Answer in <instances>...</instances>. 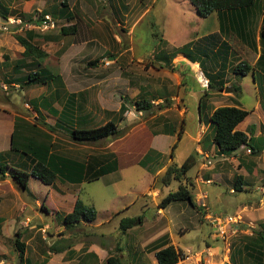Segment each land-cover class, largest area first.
<instances>
[{
	"label": "rangeland",
	"instance_id": "374dc122",
	"mask_svg": "<svg viewBox=\"0 0 264 264\" xmlns=\"http://www.w3.org/2000/svg\"><path fill=\"white\" fill-rule=\"evenodd\" d=\"M0 1L5 6L11 9L20 11H22L23 9V12L25 10L26 13H28L34 19L38 18L41 10L49 7L45 3L46 0ZM180 1L182 0H151V3L149 5L150 11L142 16L139 20L134 22V24H132V22L136 17H138V14L140 12L139 8H135L134 10L137 11L130 14L129 19L132 16L133 20L129 21L128 19L127 22L118 26L115 20H112L111 23L114 27H112V25L111 27L115 30L121 26H124L125 28H127V30H129L131 27L132 32L130 33V35H128L129 43L131 44L130 54L128 52L124 53L123 51H121V46L124 43L126 45V33H124V36H120V34L116 33L118 38L117 40H119L118 43H115L117 49L116 51L118 52H114L116 57H113V59L116 60V63H113V60L108 59L111 54L110 52H107L104 58H99L96 67H91V65L87 62L90 59L100 57V55L104 52H90L88 49H85L82 53H79V49L83 44L81 34L73 33L68 35H59L60 28L62 26L66 27L68 26V24H70L64 19L52 17L55 20V26L53 28L43 30L40 27L34 26L33 24H29L28 22L23 23L22 20L16 17H8L6 20H3L2 17H0V35H7L8 37L6 39L9 41V43L12 42L8 46H0V129H2L4 126H7V122L12 119L11 113L14 112L17 115H22L23 117L27 118L26 121L30 122V125L34 123L36 124L35 129H32L33 127L29 128L28 126V129H25L24 131L25 134L31 136V138L40 140L37 136L38 133L36 132V128H40L42 126L43 128L51 129L50 126H52L55 121V117L51 115L56 114L57 116L59 114L58 112L53 111L51 108L46 109V107H54L53 109H57L60 108L62 103H57V101L55 100L52 101L55 96L50 95L53 93L46 94L44 95V97H40V99L43 98L42 104H35V101L40 102L39 99L30 101L31 98H37L40 95V91H42L44 88L47 89L46 83L50 84V88L52 87L51 83L48 81L39 84L30 83L31 85L23 83V86L21 87L8 83L6 81L8 79V75L10 74V68L12 67L13 63L9 66H5L4 64L10 63V61L12 62V59H14V55L17 58L21 57V52L16 51L18 47L16 46L14 34H23L24 30L27 28L35 30L36 37H34V40H36V42L38 41V44L40 46L43 45V39L41 37L44 32L58 35L59 38L57 40H51L45 44V47H43L44 50L48 52V57L45 58V60L43 59V61H45L48 66L52 67H48V69L54 74L55 77H53L52 79L53 81H55V83L58 84L59 79H62V77L58 75V70H56L57 68H54L58 66L60 70L62 69V71H64V77L69 82V84H67L69 90H75L79 92L81 91L85 93V96L87 98L86 108H94L97 110V117L95 118L96 123H104L107 118L105 111H114L118 107V103L122 100L121 96H124L127 102L126 104L128 106V111L125 113L124 118H127L128 123L123 121L121 125V122H118V115L114 117L115 119H113V121H115V123L117 122L118 128H122L123 131L125 129H129L130 131L132 126L141 127L138 129L133 128V131L129 133V136H127V138L125 137L126 139L122 142L121 140L117 141L118 143H120V145H123L122 151L119 154V163L121 165L117 172L111 173L99 180L92 182H83L79 185H73L69 182L63 183L56 179L53 182L54 188L42 183L38 178L32 176L29 179V187L27 188V190H20L18 187L16 188L17 190L21 191L18 192L20 195V200L22 199L24 201H28L29 207L26 208V210H24L22 213L17 212L15 217L9 218L8 216L6 218V221L3 223L4 237H7L5 239V242L8 253V258L5 264H19L18 250H16L14 245V240L16 239L15 231L17 230L21 231L22 233V241H24L25 243L27 242L26 255L31 261V264H41L44 259H47L48 256L50 257V254L53 255V251H49V246L55 242L52 243L51 239L53 238V235L50 236L49 232H52V234L58 236L59 230L56 225L50 226V224H54V221H58L57 218L53 217V215L51 214L52 208L50 206L59 209V200L53 197L52 191L49 192V190L52 189L56 193H61V190H58L57 186L62 187V183L65 185V187L68 186L69 189H75V195H77V197H79L85 204L94 206L97 212V218L95 221H92L90 223L94 224L96 222H99L101 224L106 219L108 213L120 210V213L116 214L114 219L109 224H103L97 227L93 224H87L84 227L79 228L78 230H74L76 233V240L81 239L82 241H94L96 243H102L105 240L102 234L103 232H105L110 235L109 247H111L112 250H116V248H114L115 246H120L122 247L121 252L123 253V255L127 256L128 245L130 244L135 247V249L131 248L129 249V251H141L142 257H140L139 260L143 261L144 257V259L147 261L146 264H149L150 258H152V254L148 253L151 251V243L155 244V242L157 243V241L160 242V237L165 235L164 234L160 236V233L164 231H166L167 235H171V240H169V243L182 252H185L184 250L186 249H189L192 252L200 251L203 247H205L206 241L211 242V240L215 238L214 233H212L213 228L209 220L204 219L202 217V212L197 210L196 207H192L185 200L172 201L165 208H162L165 209L164 212L169 218H165L166 216L163 213L159 214L158 203L165 195L168 194V192L176 190L179 184L177 180H172L169 185L162 186L159 180V176L164 173L167 165L171 163L170 161L165 164L169 159V153L172 144L177 141V133L174 134L173 137L166 134H159L158 136L151 135V133L155 134L157 132L163 131L162 129L164 127V123L174 121V123L177 124L176 122H178L179 126H183V132L181 133V138L177 142V146L174 150L173 162H176L180 165L189 154H195L194 149L197 145L195 141L196 131L199 125H202V123H204V120L202 115V122L199 123V115L197 109L198 103L197 100L194 99L192 93L199 95V90L208 89V86H200L201 83H199L196 78L192 76V74H185L186 71H184L183 75L180 74L181 72L179 70L178 72L180 74V78H184L185 82L183 81L180 89L178 87L176 91L182 94L185 90V87L190 90V92L185 93V95L182 94L183 99L173 97L175 93V85L170 84L167 85L165 90H162L165 93H158L157 91H155V99L152 102L150 101L151 107L148 111H138L135 108L134 104V100L137 98H134L133 96L139 91L140 85L142 86L143 84H150L149 90L154 93L153 88H155V85L159 86V84L162 85L164 82L168 84V82H171V79L169 75L151 69V66H157L158 60L150 58V61H147V59L143 57L144 60L138 61L133 58L132 60L131 57H137L139 55H145V57H149V55L153 51L155 52L161 47V37L170 42L169 47L171 48L178 47L182 44V42L184 43V41H187V39L192 37L189 31V29H193L194 27V24L192 23V19L194 17H190L191 13L189 11V7L192 4H190V2L187 0H184L187 4ZM96 2L99 3L98 0H95L94 3L96 4ZM130 2L133 3V0H130ZM260 2H262V0H258L256 6H254L256 10L261 8L258 7ZM100 9L106 12L104 13L106 15H103L102 11H100V14L98 15H100L101 17H107V15L109 16L106 8L103 9L101 7ZM74 10L76 12H79L78 6H75ZM261 10L262 9L258 10V12L256 11L254 17L253 11L250 19L244 18L242 21L240 20L233 22L230 28L227 27V24L225 25L227 28L226 32L228 33V36L230 35L228 39H230L232 45H234V41L238 42L237 38H235L233 35L236 33L238 35L237 37L239 38V33H241L242 31L241 25L245 24V29L248 30L250 26L254 27V18H258L256 22L257 29L258 22L261 18ZM10 20H14V22L10 24V26H7V28H4V25H6V23L9 24ZM80 23L83 26L84 24L88 26H91L92 24L98 29H105L110 27L108 25V22H99L97 18H95L94 22L83 20L80 21ZM11 26L12 28H14V30L11 28ZM215 26V17L208 16L200 27L198 33H205L206 31L214 29ZM229 31H233L234 34L229 33ZM81 32L83 33L82 28ZM70 38H75V42L73 43H77V45L67 51L66 44L67 41L70 40ZM92 40L98 41V37H94L92 38ZM248 40L252 41L253 43L254 39H252L251 33H249L245 38L246 43ZM238 49L240 51V55L245 60H247V62H252L253 57L255 58V55H253L251 51L247 50V52L244 53L241 48ZM244 50H246V48H244ZM2 51H5V53H3ZM197 53L198 52H195L194 50L192 52V54H196L198 56L199 61L203 60L204 57ZM205 63L208 64L209 61L205 60ZM42 67L44 66H40V68ZM73 67L76 68V71L73 70ZM28 70L26 69L24 72L26 73ZM170 70L174 71L176 69L174 68ZM102 73L103 77H101L100 79H95L97 81L96 85L93 86L92 83H88L91 82L94 79L93 77H95L97 74ZM43 76L44 73L42 77ZM57 76H59V79L56 78ZM115 77H117V82L112 83ZM233 77L234 78L232 79V81L238 82L239 79H242V82L239 81L240 83H238H243L238 97L239 102L245 109H251L256 103H258V100L254 97V95L251 94L250 91L248 92V84L252 85L251 78L246 75L241 76L235 73L233 74ZM171 78H173V76ZM33 82L36 83L40 81ZM120 82H123V84L125 82V84L122 86L120 85ZM227 86H229V84H227ZM108 89H113V93H109L108 95ZM62 90L64 91V87H61L59 89V92ZM208 91L213 94L211 95L212 99L209 100L210 102H207L211 107H217L223 104H234L235 102L227 99H222V95H224L225 92L224 89H221L219 91H217V89H209ZM228 93L229 92H227L226 94ZM63 97L64 96H62V98ZM77 97L79 96L70 95L69 98L66 97L65 101L67 100V103H72L73 101L74 104H78L80 100H78ZM36 105L40 108L45 109L48 114L43 111L45 117H40V115L38 113L36 114V112L32 109V107L36 109ZM182 105L186 106L188 110L185 114L184 121L179 118V113L177 110ZM9 111L13 112L6 113ZM71 119V116L65 114L64 116L59 118V122L61 126L67 127V125L69 124V120ZM175 127L177 128L178 126ZM139 129L144 130L140 133L136 132ZM145 129L149 131H146ZM42 130L44 131V129ZM148 132L151 133L148 135ZM132 133L134 134L132 135ZM52 138L55 143L57 142V144L61 145V147H56L54 149L65 154V156L70 155L68 157H71L72 155L80 152L81 157H86L90 153L102 154L104 152L110 151V149L106 147L107 142H105L104 139L93 143L80 144L73 141L70 138V133L65 131L63 128L60 129L59 126L56 127L53 135H51V140ZM208 142L209 139L206 141V143ZM148 143L149 147H146L148 146ZM144 147H146L145 150H143ZM150 148L153 149L151 150ZM148 149L151 150L149 151V155L151 158L150 163L153 164L154 169H160L159 173L154 172L153 170H147L146 168L148 166V162L145 163V165L147 164L146 167H143L138 163L139 156L140 158L143 157L144 154L148 152ZM158 152H160V154L156 155ZM6 155H11V153H7ZM195 157L196 163L186 173L188 180H194L196 175H200V156L196 155ZM258 168H264V158H261L259 160ZM156 173H158L157 176ZM109 180H113V182H110ZM148 186L149 189L145 191L144 195L138 196L139 192L145 190ZM206 189L209 190L208 202L210 203V205L207 202L203 201L205 204L204 208L206 209L207 213L219 216L234 214L236 212L235 204L242 200L245 201L246 198L254 197V194H256V192H253V189L251 188H249L247 192L236 191L235 193H232L229 191V187L225 184H211L209 186H206ZM191 191L194 195L197 192V188L191 189ZM216 193H218V196H216ZM36 199L40 202H45L46 207L49 210V215L48 213L46 214L39 211L40 206H36ZM200 203L199 205L197 204L198 208L200 207V209H203V206ZM16 210H19V206H17ZM18 215L22 220L24 219V221L27 222V224L25 225H23L22 222L21 224L23 226H26V229H29L27 232L28 236L25 235V230L23 229L24 227H21V224L17 223L19 222V219L16 218ZM122 216L141 217L142 223L136 224L138 226V229L136 231L134 230L133 232V234L137 235L138 237L130 240L129 237L132 236L131 233L126 236L122 234L119 229L121 221L120 219ZM166 219H169L168 223L166 222ZM243 219L247 222H252L251 220L246 219L244 215ZM39 221L42 223V225L43 223L49 224V227H45V232L43 231L44 233L41 229H39V227H30L32 226V224ZM60 221L62 222V220ZM254 223L255 226H257V223ZM250 230V228H247L248 232ZM244 234L248 233H238L237 235L232 237L230 256L232 254H237L236 251L240 246V240L242 235ZM42 235H45L46 238H42ZM211 235L213 236V238ZM142 239H144L143 244L146 245L144 249L141 247ZM215 243V246L220 245L221 248L219 249V253L212 252V255L216 256L215 259H217L214 261V264L215 262H217L218 264H232L229 258V262L228 260H223V255L225 254V247L223 242H221L218 238ZM43 251H45V253ZM116 252L119 254L120 250H116ZM201 256L204 263H207L209 261L208 257L205 260V253ZM82 257L85 256H80V264L84 263ZM91 264H93V261L91 262ZM96 264L101 263L97 262ZM103 264L105 263L103 262ZM125 264L130 263L126 260Z\"/></svg>",
	"mask_w": 264,
	"mask_h": 264
},
{
	"label": "crops",
	"instance_id": "0c3cea01",
	"mask_svg": "<svg viewBox=\"0 0 264 264\" xmlns=\"http://www.w3.org/2000/svg\"><path fill=\"white\" fill-rule=\"evenodd\" d=\"M58 1H62V0H46L45 3L46 5H53L55 3H58ZM71 11L74 12V18L71 21H67L66 22L70 23L68 25H74L75 24V30L74 33H79L81 34L82 37V41L83 44L81 46V48L79 49V53H82L85 49H88L90 52H95V51H102L104 52L103 54L100 55V57H96L94 59H97V63L99 61V58H104L105 54H107V52H110L111 56L108 57V59L113 60V63H116V60L113 59V57L115 56V53L118 52L116 51V44L118 43L119 40H117V34H120V36H124L125 35V41H126V45L125 43L121 46L122 49L121 51H123L124 53H129L130 54V46L131 44L129 43V39H128V35H130V33L132 32L131 27L129 30H127V28H125L124 26H121L119 28H117L116 30L112 27H114L112 25V20H115L117 26L120 24H123L125 22H127V20L130 17L131 13H134L137 10H134L135 8H139L140 12L138 14V17H136L133 20V17L131 16L130 20H133L132 24H134V22H136L137 20H139L142 16H144L145 14H147V12L150 11V3L151 0H133V3L130 2V0H98V2H96V4L94 3L95 0H65ZM188 1V0H187ZM264 0H262L263 3ZM138 2V4H137ZM180 2H184V0L180 1ZM189 3V2H188ZM187 4V3H185ZM103 5V6H101ZM78 6V10L79 12L74 10V7ZM107 9V13H109V16L107 15V17H101L100 15V11H102L103 15H106L102 9ZM108 7V8H107ZM9 8V7H8ZM13 13L11 15H9L8 17H16L20 20H22L21 17H19V13H26V11L23 9L22 11L20 10H16V9H11L9 8ZM189 11H190V17H194L192 19V23L194 24L193 29H189L192 37L187 39V41H184V43L182 42L181 45H179L178 47H169L170 42L166 39H163L162 37L160 38V45L161 47L159 49H157V51H153L149 57H145V55H139L137 57H131V59H135V60H144V58L147 59V61H150V58L158 60L157 62V66H151V69L154 71H158V72H162L163 74H167L169 75L171 82H168V84H166V82H164L162 85L159 84L155 85L154 89V93L151 92L149 90V85L150 84H143L142 86H139V91L137 93L134 94V98H145V99H149L151 102L155 99L154 95H155V91L159 92H164L162 90H165L167 85H175V93L173 95V97H177L178 99L182 98L183 99V95H185V93L190 92V90L185 87V90L182 94L178 93L176 91V89L182 86L181 84L184 81V78H180V74L184 75V71H186L185 74H192L193 77L196 78V80L201 83L200 86L205 87L208 86V89L205 90H199V95H196L195 93H192L194 96V99L197 100L198 103V115H199V123L202 122V115H203V120L204 123H202V125L200 124L197 131H196V135H195V141L197 143L194 152L197 153V155L200 156V160L201 163L199 165V169H200V175H196L194 180H190L192 182V189L197 188V192L194 194V199L196 204L199 205V203L203 206V209L200 208H196L197 210H199L200 212H202V217L204 218L203 215L205 214H209L206 212V209L204 208L205 204L203 201L207 202L209 205L210 203L208 202V198H209V190L206 189V186H209L211 184H218V185H226L229 187V191L232 193H235L234 189H233V184L235 181V176L236 175H240L241 176V183H242V190L241 191H245L247 192V190H249V188L253 189V192H256V194H254V197L251 198H246L245 201H239L237 204H235V208H236V212H241L243 213L244 217L248 220H251L253 223L254 222H260V221H264V168H258V162L261 158H264V145H263V139H264V107L262 105V98L260 96L259 93V88L258 86H260V84H263V81L260 77H262V74H259L257 76V82H254L252 79V74L248 73L246 76H249L251 78L252 81V85L248 84V92L250 91L251 94L254 95V97L258 100V103H256L251 109H247L249 111V114L246 116V118L240 122L237 126L236 129L244 131L248 136H252V139L255 140L253 141V145L254 146H259L262 147L261 152L258 155H252L251 152L247 153L246 152V148L247 146H241L239 149H237L236 151H234L232 154L230 155H226V154H221L218 152V148L217 146L212 143L211 141V137L213 134V128L212 125L210 124L209 121V115L211 113V111L216 108V107H211L209 105L210 102L209 100L212 99L213 94H211L208 90L209 89H217V91L224 89V95H222V99H227V100H231V101H235L234 104H223V105H238L241 108H244L243 105H241V103L239 102V94L240 92H234L232 85H239L240 87H242L243 83L239 84L240 82H242V79H239V83L238 82H234L232 81L233 77V66L235 64H237L240 60H243L244 58L240 55V51L238 49V51H235L234 48L232 47V43L230 42V39H228V33L226 32L227 28H226V24L227 27L230 28V26L232 25L231 22L232 21V16L228 13H212L209 15V17H215L216 20V26L214 27V29L206 31L205 33H198L200 27L202 26V24L204 23L205 18L200 17L197 15L195 8L191 5L189 7ZM247 17H249V15H246ZM243 16L241 17V15H237L236 17V21H242L244 19ZM111 17V18H110ZM241 17V18H240ZM95 18H97V20L99 22L105 21L106 23L108 22V25L110 27L102 29V28H96V26L92 25L88 26L86 24H84V26L80 23V21H95ZM108 18V19H107ZM107 19V20H106ZM6 20V19H3ZM23 21V20H22ZM28 22V21H26ZM254 22L255 25L254 27H249L248 30L245 29V24L241 25L242 27V31L241 33H239V38L237 37L238 35L235 33L234 37L237 38V41L239 43L238 48H241L243 50L244 53L247 52V50L251 51L253 53V55H255V58L253 57V61L249 62V64L252 66L258 55H259V47L257 46L256 48L253 47L251 48L250 46H252L251 44L252 41L248 40L247 43L245 41V38L247 37V35L249 33L252 34V39H254V41L257 40V34H258V29H259V23L257 25V29H256V22H257V18H254ZM25 23V22H24ZM29 24H33L32 22H28ZM27 23V24H28ZM80 23V25H79ZM97 23V22H96ZM8 23H6L7 25ZM131 24V25H132ZM14 25V24H13ZM34 26L37 27V25L33 24ZM106 25V24H105ZM112 25V27H111ZM7 26H10V24H8ZM81 26V27H80ZM12 28V26H11ZM81 28L83 30V33L81 32ZM14 30V28H12ZM30 29V28H27ZM34 30V29H33ZM117 31V32H116ZM15 32V31H14ZM35 33V31H34ZM50 34V33H49ZM73 34V33H70ZM95 34V35H94ZM51 36H57L55 34H50ZM101 35V37H100ZM8 36L7 35H0V46H8L10 45L12 42L9 43V41L6 39ZM94 37H98V41L92 40V38ZM116 37V38H115ZM59 37L57 36L56 40ZM53 40V39H52ZM51 41V40H49ZM49 41H43V45H39L38 41L36 42V44H38L41 49L43 51L45 47V44ZM244 41V43L242 42ZM16 42V46L18 47L16 49V51L19 52H23L24 47L21 46L18 41L15 39ZM75 42V38H70L69 41H67V48L66 50L68 51L70 48L75 47V45H77V43H73ZM236 43V41H234V44ZM166 45V46H165ZM187 46V47H186ZM184 51H179L182 48H184ZM244 48H246V50H244ZM1 50V48H0ZM65 50V51H66ZM193 50L195 52H198L197 54L202 55L204 57L203 60L199 61L198 56L196 54H192ZM120 51V50H119ZM173 51H177V53L172 56ZM3 52V51H2ZM47 53V56L45 58L48 57V52L45 51ZM115 52V53H114ZM5 53V51L3 52ZM2 53V55H3ZM187 53L189 54V56L187 55ZM237 53V54H235ZM122 54V53H121ZM128 54V55H129ZM190 58H188L187 56ZM116 57V56H115ZM144 57V58H143ZM208 57V58H206ZM236 59H235V58ZM44 58V60H45ZM18 59L17 57H15L14 55V59H12L13 61L10 63H5V66H9L12 63V67L10 68V74L8 75V79L6 80L8 83H11L13 85H18L21 87V85L23 86V83H20V79L26 75L29 72V68H22L21 70L15 69L16 64L14 63L15 60ZM94 59H90V60H94ZM132 59V60H133ZM192 59V60H191ZM235 59V60H234ZM89 60V59H88ZM205 60H208L209 63L206 64ZM3 61V60H1ZM43 61V60H42ZM40 63V66H44L42 68H40V66H38L37 68L43 69L46 68H52L50 66H48L46 64L45 61H43ZM97 63L95 65H91V67H96ZM153 65V64H152ZM57 68L56 70H58V75H60L62 77V79H59V83H55V81H49L52 85V87L50 88V84L46 83V88L40 91V95L37 98H31L30 101L35 99H39L40 103L42 104V99H40V97H44V95L46 94H51L50 96L54 95L55 97L52 99V101H57V103L60 102V100H65L66 97H69V94H76L75 96H79L77 97L78 100H80L79 104V108L76 109V115L79 116H83L84 120H82V123H86L85 126H91L94 125H99L100 123H96L95 118L97 117V110L94 108H86L87 105V98L85 96L84 92H79V91H70L67 84H69L68 80H66V78L64 77V71H62V69L60 70V68ZM176 69L174 71H171L170 69ZM28 70L26 73L24 72L25 70ZM169 69V70H168ZM49 70V69H48ZM73 70L76 71V68L73 67ZM180 70V74L179 71ZM262 70H264V67L262 68ZM176 71V72H175ZM75 73V72H73ZM233 73V74H232ZM236 74V73H235ZM173 78H171L172 76ZM163 76V75H162ZM101 77H103V73L102 74H97L95 77H93L94 79L91 82H88L89 84H93L96 85L97 81L95 79H100ZM165 77V76H164ZM122 80V79H120ZM248 80V79H246ZM19 82V83H18ZM117 82V77L114 78L112 83H116ZM185 82V81H184ZM209 82L213 85V86H219V84L222 83V88L219 89L218 87H210ZM125 84V82H124ZM123 82H120V85H124ZM227 84H229V86H227ZM64 87V91H60L59 89L61 87ZM201 88V87H200ZM227 88H231L230 90ZM112 90H107V94L109 95V93H113ZM227 92H229L228 94H226ZM165 93V92H164ZM221 93V92H218ZM80 94H83L80 96ZM204 94H207L206 97L204 98ZM62 96H64L62 98ZM201 97H203V109L202 111L199 108V102ZM122 100L118 103V107L114 110V111H109L106 110L105 114L107 116L106 121L110 120V119H115L114 117L116 115L119 116V121L121 122H126L127 118L125 119V113L128 111V106H127V102L124 96H121ZM136 100V99H135ZM134 100V101H135ZM37 102V101H35ZM39 102H37V104H40ZM121 104L125 105L126 107V111L122 113L121 110ZM77 105V104H76ZM185 105V104H184ZM180 106L178 110L179 113V118L182 119L184 121V117L186 112L188 111L186 106ZM60 106V105H59ZM222 106V105H220ZM32 107V106H31ZM56 107V106H55ZM162 107V106H161ZM218 107V106H217ZM51 108L53 111L61 113L62 107L60 106V108L57 109H53L52 107H46V109ZM32 109L36 112V114L38 113L40 115V117H45L44 112L47 113V111L43 108H40L37 106L36 109H34L32 107ZM245 109V108H244ZM13 112V111H11ZM6 112V113H11ZM48 114V113H47ZM12 115V119L10 121L7 122V126H4L2 129H0V152H6L7 150H9L10 148V143H11V135L14 129V121H15V117H21V118H25L22 115H17L14 112L11 113ZM53 117H55V121L53 123L52 126L54 130L50 131L48 128H42L40 127L39 129H44V132L53 135V132L55 131L56 127L59 126L60 129H64L66 127H63L60 125L59 121H58V115L56 116V114L51 115ZM35 118V117H34ZM27 118H25L24 120H26ZM45 120V119H44ZM208 120V121H207ZM46 122V121H45ZM177 124L171 121H169L168 123H164V127H163V131L157 132L155 134H152L151 132H148V135L151 133V135L154 136H158L159 134H166L169 136H172L174 134L180 133V131L182 130L183 132V126H179L178 122H176ZM175 126H178L177 128ZM134 129H138L141 127H134L132 126V128L129 129L121 136L119 137H107L104 138V141L107 142L106 147L110 149V151L108 152H104L102 154H109V153H114L117 157L118 160V169H116L115 171H112L110 173H107L105 175H102L101 177H99L97 180L111 174L114 172H117L119 170L120 167V163H119V154L122 151V146L120 145V143H118L117 141L121 142L123 140H125L127 138V136H129V133H131ZM147 128V127H146ZM179 128V129H178ZM149 129V128H148ZM144 129H139L136 132H142ZM146 130V129H145ZM150 130V129H149ZM146 130V131H149ZM43 131V130H42ZM66 131V130H65ZM164 131H168L167 133H165ZM208 133V138L203 136L204 132ZM135 132V133H136ZM153 132V131H152ZM134 133H132L133 135ZM69 136V135H68ZM181 136V133H180ZM126 137V138H125ZM209 139V142L206 143V141ZM52 146L50 148L49 152H55L61 155H65L61 152H59L58 150H55L54 148L56 147H61L60 144H57V142L55 143V141L52 138ZM149 141V140H148ZM104 142V143H105ZM83 144V143H80ZM262 144V145H261ZM114 146V147H113ZM113 147V148H111ZM149 147V143L148 146ZM143 150H145V148ZM62 149V148H61ZM151 150L153 148H150ZM54 150V151H53ZM148 151H150L148 149ZM160 152H158L156 155H159ZM91 155H98V154H88L86 157H81V152L80 153H76L74 155L71 156V158L77 159V160H85L87 159L88 156ZM70 156V155H68ZM140 158V156H139ZM139 158H138V163H139ZM142 158V157H141ZM140 158V159H141ZM137 160V159H136ZM198 160V161H200ZM2 163H6V164H13L16 166H24V167H28V161L26 162V160H24V163L22 162L21 159H19V156L15 155V154H11V155H4L2 157ZM151 158L148 159V166H147V170H153L154 172H160L159 168L154 169L153 168V164L150 163ZM171 161V157L169 156L168 161L165 163L167 164L168 162ZM137 162V161H136ZM139 165H141L139 163ZM147 165V164H146ZM145 165V167H146ZM142 166V165H141ZM144 167V166H143ZM203 170V171H202ZM261 170V171H260ZM263 171V172H262ZM158 173H156V176L158 175ZM155 176V177H156ZM30 179V178H29ZM59 180V179H58ZM61 182H66L64 180H59ZM110 182H113V180H109ZM62 183V187H58V190H61V193H56L54 192V190H49L52 191V196L57 198L59 200L58 203V208L50 206L52 208V215L53 217H56L58 221H54V224H50V226H54L56 225V227L59 230V235L55 236V234H52V232H49V235H53V238L51 239L52 243L53 242H59V244H57L58 246H61L62 250L55 253L53 252L50 257L46 259L45 264H80V256H85L82 257L83 258V264H91V262L93 261V264H96L97 262L103 264V262L106 264V258L110 255H115V256H119L121 258V261L123 264H125V261L127 260V262H129L130 264H146L147 261L144 259L143 257V261L139 260L141 256V251L139 252H131L129 251V249H135V247H133L132 245H128V255L124 256L123 253L121 252L122 247H117L115 246L114 248H116V250H120V253L118 254L116 252V250H112L111 247H109V238L110 235L103 232L102 236L105 238V240L102 243H96L94 241H82L81 239L76 240V233L74 230H78L79 228L84 227L87 224H93V223H86V222H81V223H75L73 225V227H71L70 229H65L64 225L62 224V222L60 220H62V216L65 213H68L70 211H72L74 203H75V199L77 198V195H75L74 190L75 189H69L68 186L65 187V185ZM83 183V182H82ZM82 183H71L73 185H79ZM29 184V181H28ZM50 187H53L52 185H49ZM2 187V188H1ZM29 187V186H28ZM17 186L15 185V183L13 182V179L10 177L9 172H6L4 175L0 174V264H5L6 260L8 258V253H7V248H6V242H5V238L4 237V232H3V223L6 221V218L9 216V218L11 217H15L17 212H23L24 210H26V208L29 207V203L28 201H24V200H20V195L18 192H21L19 190L16 189ZM54 188V187H53ZM149 189V186L143 190L140 191L138 196L140 195H144L145 191ZM234 191V192H233ZM56 193V194H54ZM204 196V197H203ZM216 196H218V193H216ZM16 200H15V199ZM48 198V197H46ZM19 200V201H18ZM46 200V199H45ZM21 201V202H20ZM36 206H40L39 211L40 212H44V213H48V208L46 207L45 202H40L39 200H35ZM41 204H43L48 211H45L44 209L41 208ZM17 206H19V210L17 209ZM124 210V208H123ZM165 209L162 208H158L159 214L163 213L165 216ZM205 212V213H204ZM210 212V211H208ZM120 210L117 211H112L110 213L107 214L106 219L100 224L99 222L94 223V226H101L103 224H109L111 223V221L114 219L116 214H119ZM211 214V213H210ZM49 215V213H48ZM211 215H215V214H211ZM22 216V215H21ZM27 217V216H26ZM126 216H122V218H124ZM16 218L19 219V222H17L18 224H22L25 225V221L24 219L22 220L21 217L18 215ZM30 218V217H28ZM27 218V219H28ZM96 218H97V214H96ZM95 218V220H96ZM165 218H169V217H165ZM120 219V220H121ZM17 220V219H16ZM32 220V218H31ZM94 220V221H95ZM169 219H166V222L168 223ZM142 223V220L141 222ZM21 224V227H24L23 229L25 230V235H27V232L29 229H26V226H23ZM255 224V223H254ZM29 227V226H28ZM31 228L34 227H39V229L42 230V232H45V227H49V224L47 223H42L36 222L34 224H32V226H30ZM138 229L137 225L132 226L131 228L127 229L124 233H122L124 236L128 235L129 233L132 234V236L129 237L130 240H132L133 238L138 237L137 235H134L133 232L134 230L136 231ZM43 232V233H44ZM165 232V233H164ZM162 233H160V236L166 234V231H164ZM21 234V231L17 230L15 231V234ZM167 235V234H166ZM20 236V240L22 241L23 238ZM212 236V235H211ZM31 238V237H30ZM42 238H46L45 235H42ZM213 238V236H212ZM169 240H171V235L168 234L166 239L164 240V242H168ZM214 240V241H213ZM213 240H211V242L206 241L205 242V247H203L201 250L203 251V254L205 253V260L208 257V262L206 264H214V261L217 260L215 259L216 256L212 255L213 253H219V249L221 248L220 245L215 246V241H217V239L213 238ZM24 242V241H22ZM144 239L141 240V247L144 249V247L146 246L145 244H143ZM158 242V241H157ZM25 243V242H24ZM156 243V242H155ZM27 245V242L25 243ZM151 251L148 252L150 254H152V258H150V262L149 264H157L156 258L154 256V248H153V243H151ZM163 243L161 242V245ZM25 245V246H26ZM60 248V249H61ZM133 251V250H132ZM45 253V251H43ZM144 255V254H143ZM125 257V258H124ZM126 259V260H125ZM28 256L26 255V247H25V251H24V261L22 262V264H28ZM30 261V260H29ZM145 261V262H144ZM20 264V263H19ZM215 264H218L217 262H215Z\"/></svg>",
	"mask_w": 264,
	"mask_h": 264
},
{
	"label": "trees",
	"instance_id": "16d2710c",
	"mask_svg": "<svg viewBox=\"0 0 264 264\" xmlns=\"http://www.w3.org/2000/svg\"><path fill=\"white\" fill-rule=\"evenodd\" d=\"M188 1L193 5L197 15L200 17H208L214 12L228 13L232 16L233 22L236 21L235 16L237 15H241V17L249 15V17L246 16L244 18L250 19L253 11L254 17L255 12H258V10L262 9L257 34L258 38L256 41L253 40V44L250 46L251 48H256L258 46L259 55L252 66L249 64V62H247V60H240L233 66V72L241 76L251 73L254 82H257V76L262 74V77L260 78L262 79L263 84H260L258 88L262 98L261 103L264 107V70H262L264 67V1L263 3H259L258 7L261 8L257 10L254 8V6H256L258 0ZM12 13L13 12L0 1V17H2V19H7ZM45 14H49L54 18H62L67 21H71L74 18V12L70 10L69 5L65 0L44 8L40 11L38 18L36 19L32 18L28 13H19V17L22 18L23 23L28 21L37 25L43 20V16ZM74 28L75 24L68 25L66 27L62 26L59 30V35H68L70 33H74ZM34 31L35 30L33 29H25L23 34H14V38L21 46L24 47L23 52H21V57L16 59L14 62L16 64L15 69H30L29 72L19 80L20 83H25L27 85H31L30 83L39 84L45 83V81H53L52 78L55 77L50 70L46 68L39 70L37 68L40 66L41 61L47 56V53L43 51L38 44H36V40H34L36 33H34ZM229 33L234 34L233 31H229ZM57 36H51L49 33L44 32L41 38L43 41H49L52 39L56 40ZM242 43L245 44L244 41ZM238 45V42L232 45L235 51H238ZM186 47L179 51L183 52ZM176 53L177 51H173L172 56H174ZM187 55L189 56L188 53ZM87 63L90 65H95L97 63V59L89 60ZM43 73L44 76L42 77ZM58 77L59 76L56 78ZM33 81L40 82L35 83ZM209 85L210 87H218L219 89L222 88V83L219 84V86H213L209 82ZM232 88L234 92H240L241 90L239 85H232ZM69 95L74 96L76 94ZM206 95L207 94H204L203 97L205 98ZM203 97H201L199 102V108L201 111L203 109ZM66 101L60 100V102H62V110L61 113L58 114V121L59 118L65 114L72 117V119L69 120V124L65 130L70 133V138L75 142L93 143L107 137H119L128 130L125 129L123 131L122 128H118L117 122L115 123L113 120H108L96 126L92 124L91 126H85L86 123H82V120H84L83 116L81 117L76 115L78 114L76 113V109L80 107L79 104L76 105L73 103V101L72 103H67ZM35 104H37V102ZM134 104L138 111H148L151 107L150 100L145 98L136 99ZM121 110L122 113L126 111L125 105L121 104ZM248 114L249 111L247 109L241 108L236 104L218 106L211 111L209 115V121L213 128L211 141L217 146L219 153L230 155L241 146H247L250 149L252 155H258L261 152L262 147H260V145L254 146L252 144L253 141H255L252 139V136H248L244 131L236 129V126L242 122ZM28 126L29 128L33 127L32 129H35L36 124L34 123L30 125V122L16 116L14 121V129L11 135L10 148L6 152H0V174L4 175L6 172H9L13 182L20 190H27L29 178L32 176L38 178L46 185H52L56 179L64 180L69 183H82L96 181L102 175L118 169V160L114 153L98 154L95 156L89 155L85 160H77L55 152H49L52 146L51 135L39 128H36V132L38 133L37 136L40 140L31 138V136L25 134L24 131L25 129H28ZM49 130L52 131L54 128L51 127ZM164 132L167 133L168 131ZM180 133H182V130ZM180 133H178L177 141H175L171 146L169 153V156L171 157V163L167 165L164 173L159 176L162 186L169 185L172 180H177L179 184L176 190L168 192V194L161 199V201L158 203L159 208H165L170 202L176 200H185L192 207L198 208V205L194 199V195L191 191L193 184L186 176L187 171L196 163L195 156L197 153L189 154L180 165L176 162H173L174 150L177 146V142L181 138ZM203 136L208 138V133L205 131ZM7 153L19 156V159H21L23 163L24 160H26V162L28 161L29 166L24 167L2 163V157ZM148 159H150L149 151L144 154L139 163L142 166H145V163L148 161ZM233 189L235 192L242 190L240 175L235 176ZM41 208L45 211H48L43 204H41ZM96 214L97 212L94 206L85 204L79 197H77L75 199L72 211L65 213L61 219L65 229H70L75 223H90L94 221ZM140 222V216L124 217L120 221L119 229L122 233H124L127 229ZM256 225L257 226L252 229L251 234L242 235L240 246L236 251L237 254H232L230 256L232 264H264V221H258ZM20 236L21 235L19 233L16 235L14 245L16 250H18L19 263L22 264L24 261V251L26 244L20 240ZM166 237L167 235L165 234L164 236L160 237V242L158 241L153 245L154 256L156 258L157 264H174L178 258L183 255L181 250L176 249V247H174L172 244H167L168 242H164ZM161 242L163 243L162 245ZM57 244H59V242H55L50 245L49 251H53L55 253L61 251V246H58ZM45 262L46 259H44L41 264H45ZM28 264H31V261L28 260ZM106 264L123 263L119 256L110 255L106 258Z\"/></svg>",
	"mask_w": 264,
	"mask_h": 264
},
{
	"label": "built area",
	"instance_id": "2783aa9c",
	"mask_svg": "<svg viewBox=\"0 0 264 264\" xmlns=\"http://www.w3.org/2000/svg\"><path fill=\"white\" fill-rule=\"evenodd\" d=\"M14 20H10L9 24H12ZM55 26V20L49 14L43 16V20L37 24V27L41 29L53 28ZM4 28H7V25H4ZM246 152L250 153V149L247 147ZM204 197V196H203ZM204 219H208L212 225L215 239H220L223 242L225 247V254L223 255V260L226 261L230 259L231 251V239L238 233H248L251 234L252 229L255 227L253 222H247L243 219V215L240 212H235L232 215H211L205 214ZM27 224V222H25ZM251 230L248 232L247 228ZM183 255L178 258L174 264H206L203 262L202 254L203 251L192 252L189 249L184 250ZM229 258V259H228Z\"/></svg>",
	"mask_w": 264,
	"mask_h": 264
},
{
	"label": "water",
	"instance_id": "95a60500",
	"mask_svg": "<svg viewBox=\"0 0 264 264\" xmlns=\"http://www.w3.org/2000/svg\"><path fill=\"white\" fill-rule=\"evenodd\" d=\"M227 89H229V90H230L231 88H227Z\"/></svg>",
	"mask_w": 264,
	"mask_h": 264
}]
</instances>
